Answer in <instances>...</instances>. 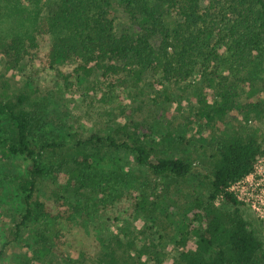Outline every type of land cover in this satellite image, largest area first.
Segmentation results:
<instances>
[{"label": "rangeland", "instance_id": "374dc122", "mask_svg": "<svg viewBox=\"0 0 264 264\" xmlns=\"http://www.w3.org/2000/svg\"><path fill=\"white\" fill-rule=\"evenodd\" d=\"M34 2L35 7L30 0H0V41L25 39L19 55L0 54V97L28 95L26 108L42 122L33 136L34 148L41 151L39 161L47 168L61 165L62 170L39 179L36 198L45 204L46 212L35 213L17 232L25 213L18 182L28 175L30 159L7 152L11 123L0 114L2 264H112L114 259L113 264H123L129 242L137 248L154 243L162 250L160 264H173L179 254V225L192 222L190 195L193 190H205L216 140L254 132L264 144V63L253 69L242 67L238 54L226 50L227 35L215 38L216 45L221 44L219 57L211 53L208 60L189 58L183 75L177 70L166 73L162 67L143 70L135 62L122 60L115 61L117 68L106 71L108 60L87 63L81 55L52 63L55 34L43 28L37 45L31 47L27 33L33 25L27 16L39 11L45 19L56 0ZM109 17L119 35L138 31L120 0H111ZM152 43L160 49L162 38L156 36ZM173 50L170 46L169 51ZM209 77H213L210 85H204ZM222 92H230L236 107L206 123L197 111L200 99L207 95L210 101L220 100ZM135 125L155 139L159 155L187 158L194 174L177 181L157 176L139 164L130 150L107 142L82 143L94 135H111L122 142L126 136L118 128ZM47 143L63 146L40 148ZM84 154L89 155L91 178L87 181L76 174L75 161ZM262 173L264 178V165ZM141 200L145 209L136 207ZM217 205L235 209L224 198ZM238 208L248 228L263 242L259 264H264V218L245 202L240 201Z\"/></svg>", "mask_w": 264, "mask_h": 264}, {"label": "trees", "instance_id": "16d2710c", "mask_svg": "<svg viewBox=\"0 0 264 264\" xmlns=\"http://www.w3.org/2000/svg\"><path fill=\"white\" fill-rule=\"evenodd\" d=\"M34 1L30 0L33 7ZM220 2L120 0L124 11L139 28L137 32L119 35L109 17L111 0H56L45 19L39 17V11H30L27 20L33 25V30L27 33V41L31 47L36 46L37 34L44 28L56 36L51 48L52 63L81 55L87 63L108 60L106 71L117 68L115 61L122 60L135 62L143 70L162 67L166 73L177 70L178 75H183L187 59L208 60L211 53L219 57L221 44L218 47L215 38L221 39L227 35L230 44L226 50L238 54L237 58L243 61L242 67L249 65L253 69L257 63L263 64L264 0ZM156 36L162 38L160 49L152 43ZM24 40L17 36L11 43L0 41V54L15 52L19 55ZM170 46L174 49L172 52L169 51ZM219 66L222 64L219 63ZM86 67L83 66L84 69ZM212 80L213 77H209L204 85H210ZM250 92L254 94V88ZM230 95V92H222L220 100L214 101L204 95L197 110L200 119L205 118L208 123L235 108ZM27 98L26 93L14 99L4 100L0 97V114L4 113L11 123L6 150L30 159L26 168L28 175L20 177L18 182L25 213L17 225V232L35 217V213L37 216L46 212L45 204L36 198L39 179L62 170L61 165L47 168L39 161L41 151L34 148L33 136L42 127V122L39 115L26 108ZM118 131L126 136L122 142L111 135H94L82 143L107 142L111 147L130 150L139 164L147 166L157 176L177 181L194 174L195 168L187 158L159 155L155 139L141 133L137 125L132 129L122 126ZM172 141L173 137L169 138L168 142ZM59 146L63 144L47 143L40 148ZM262 156L264 144L254 132L226 135L216 140L209 170L205 174V190H193L190 195L189 210L194 212L192 222L179 225L180 238L176 241L179 254L173 264H259L263 242L248 228L238 208L240 202L228 188L232 182L250 174ZM75 163L76 174L82 180H89V155H82ZM219 198H224L235 209L219 207ZM136 207L145 209V201H138ZM125 252L127 256L122 257L123 264L162 262V250L154 243L146 242L137 248L135 243L129 242ZM2 256L1 250L0 264ZM112 257L114 259L115 255Z\"/></svg>", "mask_w": 264, "mask_h": 264}, {"label": "built area", "instance_id": "2783aa9c", "mask_svg": "<svg viewBox=\"0 0 264 264\" xmlns=\"http://www.w3.org/2000/svg\"><path fill=\"white\" fill-rule=\"evenodd\" d=\"M262 158L254 165L253 171L246 177L232 182L228 188L240 202L250 204L264 218V178H262Z\"/></svg>", "mask_w": 264, "mask_h": 264}]
</instances>
